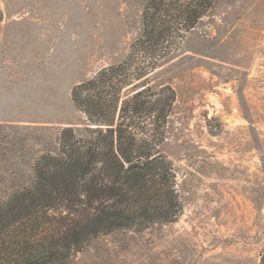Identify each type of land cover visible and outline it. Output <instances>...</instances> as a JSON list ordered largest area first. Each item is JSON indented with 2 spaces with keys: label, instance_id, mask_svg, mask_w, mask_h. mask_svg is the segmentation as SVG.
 I'll list each match as a JSON object with an SVG mask.
<instances>
[{
  "label": "rangeland",
  "instance_id": "374dc122",
  "mask_svg": "<svg viewBox=\"0 0 264 264\" xmlns=\"http://www.w3.org/2000/svg\"><path fill=\"white\" fill-rule=\"evenodd\" d=\"M144 2L0 0V194L63 127L89 137L71 87L124 59ZM149 78L175 91L161 149L182 213L100 234L72 264H264V0H216Z\"/></svg>",
  "mask_w": 264,
  "mask_h": 264
},
{
  "label": "trees",
  "instance_id": "16d2710c",
  "mask_svg": "<svg viewBox=\"0 0 264 264\" xmlns=\"http://www.w3.org/2000/svg\"><path fill=\"white\" fill-rule=\"evenodd\" d=\"M215 1L145 0L124 59L71 87L74 107L97 126H85L86 139L63 127L57 152L39 154L26 180L6 185L0 264H72L100 234L177 220L175 171L161 149L175 91L137 83H150Z\"/></svg>",
  "mask_w": 264,
  "mask_h": 264
},
{
  "label": "water",
  "instance_id": "95a60500",
  "mask_svg": "<svg viewBox=\"0 0 264 264\" xmlns=\"http://www.w3.org/2000/svg\"><path fill=\"white\" fill-rule=\"evenodd\" d=\"M264 221V220H263Z\"/></svg>",
  "mask_w": 264,
  "mask_h": 264
}]
</instances>
